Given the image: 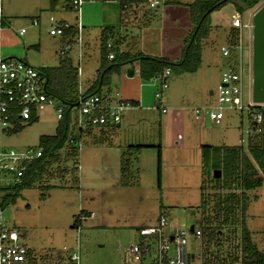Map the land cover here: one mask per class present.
<instances>
[{
    "label": "rangeland",
    "instance_id": "1",
    "mask_svg": "<svg viewBox=\"0 0 264 264\" xmlns=\"http://www.w3.org/2000/svg\"><path fill=\"white\" fill-rule=\"evenodd\" d=\"M49 1L0 0V14L10 21L0 26V56L18 59L25 56L37 68L56 67L65 63L69 56L71 61L68 62L81 67L82 74L78 79L86 85L85 91L92 89L93 81L99 80L96 87L99 86V73L107 68L104 82L98 87L99 94L138 101L140 105L133 104L121 113V126H108L104 133L83 132L75 143L78 147L77 160L68 158L65 161L61 158L58 163L59 168H63V165L71 168L77 163L76 174L69 172L59 176L56 172L55 176L46 175L36 187L22 190L14 202L6 198L7 203L0 205L1 225L16 228L21 234V242L35 253L51 249L56 255L66 257L76 252L79 264H123L125 250L138 239L137 226L156 225L163 212L173 224L193 225L201 229L202 218L213 215L215 202L229 193L230 188L221 187L222 184L216 188L213 186L215 168L212 165L202 168L199 144L240 145L248 153L246 143L247 137L253 133V121L246 111L225 107L221 122L213 125L205 116L201 117L202 114L196 120L190 109L216 104V93L209 94V90H216L221 72L232 68L231 57L237 60L239 69L242 68V74L247 79L251 59V19L264 0L246 9L240 16L241 23L250 27L239 29L238 47L228 57L222 54L220 47L228 46L227 35L233 21L232 5L229 2L211 12V23L220 26L210 27L208 35H211L201 45L203 53L200 52L198 67L201 69L188 73L175 68L166 80L167 88L161 104L185 106L188 109L183 122H171L175 123L172 126L167 125L170 123L168 117L155 106L154 93L160 87V79L153 77L148 80L138 74L128 76L127 71L132 69L131 62L121 63L123 57L120 55L126 50L135 54L149 50L146 47H152L155 52L165 48L160 16L162 5L159 9L149 8L145 2L144 6L138 7L136 15L132 10L124 15L116 1L103 0L83 5L79 22L84 26L85 46L79 61L77 43L67 53H61L65 37L49 34L53 24L49 21L50 16L75 25L76 13L61 8L62 0L55 8L51 7ZM142 18L150 19L151 32L156 34V38L150 35L143 37L146 26L141 24ZM33 19L38 21V25H31ZM20 28H25L23 35L18 33ZM104 28L113 30L112 40L114 48L117 47L113 59L102 54L100 33ZM119 37L122 42L118 43ZM134 41L137 42L135 45L132 44ZM201 77L206 78L205 84ZM246 95L249 98L248 92ZM56 114L53 106H47L45 110L36 112L32 119L15 120L8 128H1V149L22 153L38 148L40 137L55 134L60 123ZM76 115L75 107L70 110V125ZM177 140L178 144L175 143ZM129 144H145L146 147L137 149ZM60 153L62 157L64 149ZM123 153L124 157L130 158V174L126 177L130 184L128 187H122L120 183ZM54 166L52 170L56 169ZM75 175L78 179H75ZM258 177L262 181L261 186L245 192L247 206L244 221L251 241L264 253V173L259 172ZM14 184L9 181L8 174L0 172L1 188ZM40 185H49L50 188L41 191ZM232 191L239 193L236 188ZM41 192L45 193L44 199L40 197ZM0 193L3 195L5 190H0ZM202 201H205L204 205ZM80 213L82 216H79ZM79 217L81 221L78 227L73 228L75 219ZM240 218V209L235 211L233 220L226 224L212 218V228L217 231L212 241H207L201 235V238L189 236L187 242L192 243L196 251L203 244V250L209 247L217 255L231 258L240 252ZM164 232L167 234L168 229L165 228ZM170 252L174 255L173 249Z\"/></svg>",
    "mask_w": 264,
    "mask_h": 264
},
{
    "label": "built area",
    "instance_id": "2",
    "mask_svg": "<svg viewBox=\"0 0 264 264\" xmlns=\"http://www.w3.org/2000/svg\"><path fill=\"white\" fill-rule=\"evenodd\" d=\"M103 0H62L64 7L77 13V23L71 25L65 21H57L52 16L49 21L53 23L49 29L51 35H62L65 42L62 45L61 53L71 50L74 42L81 43V31L83 26L79 22L81 8L85 4ZM114 1V0H104ZM149 8H155L160 0H146ZM232 26L238 29L247 28L250 25L240 21V14L232 10ZM31 25H38L33 19ZM252 28V24H251ZM19 35L25 33V28H20ZM115 43L112 36L106 41L105 48L108 50L107 58L115 57L112 49ZM222 54L228 57L229 46L220 48ZM242 68L238 70H224L221 72L220 81L216 86V104L212 107H195L190 109L195 118L201 114L205 115L208 121L217 125L223 118L225 107L246 111L253 121V132L261 131L262 114L256 111L255 107L264 106L263 102H254L251 98V59L248 69V77L245 79ZM250 71V72H249ZM171 74L169 67H165L155 77L160 79V87L154 93L156 109L168 117L170 122H183L188 109L185 106H166L161 104L163 93L167 88L166 80ZM46 76L35 66L23 59L15 57L0 56V129L8 128L10 123L26 121L31 119L38 111L45 110L47 106H53L57 119L63 117V108L57 101L46 92ZM246 88V90H245ZM248 92L249 98L246 93ZM117 95V93H116ZM129 100L103 96L99 93L83 95L78 92L76 108L77 115L75 123L78 129L85 131L90 126L113 127L120 122L121 113L132 106ZM74 107V108H75ZM42 156L40 148L28 149L22 153H16L12 149H1L0 147V172L9 175V181L20 183L25 168L37 158ZM1 212V210H0ZM168 229L165 234L164 229ZM138 239L125 250L123 264H186L182 256L183 248L187 244L189 236L201 238V229L193 228L182 224L173 225L168 215L163 212L158 218V223L151 226H141L137 229ZM21 234L16 228L3 226L0 223V264H79V255L72 252L66 257L56 255L51 249L37 254L28 245L20 240ZM173 249L174 255L171 254Z\"/></svg>",
    "mask_w": 264,
    "mask_h": 264
},
{
    "label": "trees",
    "instance_id": "3",
    "mask_svg": "<svg viewBox=\"0 0 264 264\" xmlns=\"http://www.w3.org/2000/svg\"><path fill=\"white\" fill-rule=\"evenodd\" d=\"M123 9L125 15L133 7H138L145 4L146 0H114ZM260 0H195L187 6L190 12V21L192 28L188 35L184 38V46L181 57L177 61H171L165 57L148 55L142 52L130 53L129 51H122L120 55L123 57L121 63L137 61L139 63V75L145 79H152L157 73H160L165 67H169L171 72L178 68L180 72H195L200 65V52L203 40L207 37L210 30L211 12L218 10L227 3H231L234 10L242 15L246 9L254 7ZM53 3V0H51ZM110 31L103 29L100 36L101 50L103 57L108 54L105 48V43L109 39ZM228 46L230 47V54L236 50L239 43V29L231 26L227 35ZM117 48V47H116ZM113 48L112 51L117 49ZM229 54V56H230ZM232 70H237L238 62L235 58H230ZM67 60V59H66ZM103 60V59H102ZM65 61V60H64ZM67 60L65 63H60L56 67L38 68L47 78L46 92L51 95L59 106L63 108V117L56 128L55 134L51 136H42L39 139L38 148L42 150V156L34 159L24 171L20 183L1 188L5 193L0 197V205L4 206L7 200L12 202L20 194L23 189L34 188L41 181L42 177L46 175L55 176L59 174L62 176L71 172L76 174L77 166L75 163L71 168L63 165L59 168L58 163L61 158L65 161L69 158L72 161L77 160L78 147L75 145L83 132H88L93 128H105L101 126H90L85 131L77 128L75 121L70 125V110L76 106L78 95V79L77 67L73 66ZM119 64V63H118ZM102 67V66H101ZM113 68V65L109 66ZM101 68H99L100 71ZM106 69L103 68L99 73L101 82H104V75ZM92 93H99V88L93 87L91 90L82 92L83 95ZM132 104L138 105L136 101H130ZM262 114L261 131L253 132L247 137V151L240 145H208L202 144L200 146L202 168L212 165L215 169L221 170V177L214 179V187L219 184L221 187L230 188L229 193L222 195L221 200L214 204V213L212 216H205L201 221V233L206 240L212 241L216 235V230L212 228L211 220L215 219L220 224H226L233 220L235 211L240 209V252L234 254L229 258V261L223 260L217 264H264V253L257 249L250 238V232L247 229L244 221V213L246 210V195L245 192L256 187L261 186L262 181L258 177L259 172L264 173V106L255 107ZM33 118V115L31 119ZM114 127V126H113ZM134 148L140 149L146 145H134ZM158 189H160V164H161V147H158ZM64 149V154L61 157L60 150ZM56 165V171L52 170ZM130 158L123 157L121 159V185L128 186L126 177L130 174ZM55 168V166H54ZM57 172V173H56ZM57 176V175H56ZM224 176V179H221ZM75 179H78L76 175ZM41 191H46L50 188L49 185H40ZM233 188L239 190V193L232 191ZM41 198H45V193L41 192ZM7 198V200H6ZM203 205L205 201H202ZM81 216V213L80 215ZM213 218V219H212ZM80 221L75 219L73 228H77Z\"/></svg>",
    "mask_w": 264,
    "mask_h": 264
},
{
    "label": "crops",
    "instance_id": "4",
    "mask_svg": "<svg viewBox=\"0 0 264 264\" xmlns=\"http://www.w3.org/2000/svg\"><path fill=\"white\" fill-rule=\"evenodd\" d=\"M191 1L192 0H160V3L157 6V8L159 9V7L162 5L160 16H161V20L163 21L164 31H163L162 36L165 37V48L162 51L155 52L152 49V47L151 48L146 47V49H149V50L144 49L145 52H143V53L148 54V55H153V56L165 57L171 61H177L181 57L182 49H183V40L188 35V33L192 27V24L190 21L189 8L187 6ZM49 3L51 4L52 8H55L58 5L59 0H53V3H51V0H50ZM144 5L145 4H143L142 6H144ZM140 6H138V7H140ZM138 7H133L132 13L134 15H136V11L138 10ZM231 7L234 10L233 6H231ZM61 8H65L68 10V8L63 6V4L61 5ZM211 15H212V13H211ZM4 16L8 17L7 14H5ZM76 17H78L77 13L75 15V19H77ZM134 18H137V17L134 16ZM62 21H64V20H62ZM9 22L10 21L3 18V15L1 13L0 14V26L7 24ZM140 22H141V24H145V26H146L145 27L146 32L144 33L143 37L146 38L150 35V36H152V37L154 36L156 38V34H153L151 32V30H153V29H151V27H150V24H151L150 19H143V21L140 20ZM217 24L214 22L211 23V20H210L211 29L213 28V26H215V27L220 26V24H218V25ZM148 26H149V28H148ZM230 26H231V24H230ZM104 29H106L107 31H110V33H109L110 37L113 35L112 29H111L112 31L110 30V28L109 29L104 28ZM83 32H84V26H83V29L81 31L82 41L79 44L77 43L79 45V53H78L79 61L83 57V47L85 46L84 39H83ZM210 35H211V33H210ZM210 35H208L206 38H208ZM100 36H101V33H100ZM170 36H174V38H171ZM119 38L120 39H118V41H117L118 43L120 41L122 42L121 37H119ZM206 38L203 40V45L206 43ZM136 43L137 42L134 41V43H132V44L135 45ZM74 44H75V42H74ZM222 46L223 45H221V47ZM126 51L130 52V50H126ZM202 53H203V49H201V54ZM67 58H68L67 60L71 61V58L69 56ZM106 58H107V55H106ZM23 60H25L29 63L28 59L25 56H24ZM201 62H202V60H201ZM131 65H132V69H133V76L135 74L139 75V63L137 61H132ZM200 69L201 68H198V70H200ZM196 72H194V73H196ZM80 74H82V71H81L80 65H78L77 66V79H78V76ZM98 81L99 80L93 81L94 85L92 86V88L95 87L97 89L101 85V79H100L99 86L96 87V84H98ZM201 81L205 84L206 78L201 77ZM83 84L84 83L80 82V80L78 79V90H79L78 92H84L85 91L86 85H83ZM84 86H85V88H84ZM210 91H212V93H213V90L210 89L209 94H210ZM138 105H140V102H138ZM202 116H205V115L202 114L201 117ZM195 119L198 120V118H195ZM173 124H175V123H171V122L167 123V125H169V126H172ZM121 125H122V119L118 123V126H121ZM106 128H108V126H106L105 128H93L92 130H89L88 133H92L94 131L104 133L106 131ZM175 143L178 144L179 140H177ZM129 145L134 146L133 144H129ZM129 145H127V146H129ZM138 145H145V144H138ZM201 145L202 144H199V147ZM122 187H128V186H122ZM26 189H29V188H26ZM0 190H1V187H0ZM1 195L2 194L0 193V197H1ZM81 216H82V213H81ZM79 221H81V217H79ZM145 225H148V224H140L137 227H141V226H145ZM173 225H178V224H173ZM191 237H193V236H191ZM201 243H202V241H201ZM195 249L196 248L193 247V244L189 243V242H187V244L184 246L182 256L185 259L186 264H217V263H221L225 259H226V261H229V257H223L222 255H217L215 252H212V249H210L209 247H208V249L203 250V244L200 246L199 251H196ZM204 249H205V247H204ZM45 250H47V249H45ZM123 260H124V257H123ZM236 264H239V263H236Z\"/></svg>",
    "mask_w": 264,
    "mask_h": 264
},
{
    "label": "water",
    "instance_id": "5",
    "mask_svg": "<svg viewBox=\"0 0 264 264\" xmlns=\"http://www.w3.org/2000/svg\"><path fill=\"white\" fill-rule=\"evenodd\" d=\"M251 24V98L254 102L264 103V3L253 13ZM127 75L133 76V69H129ZM220 177L221 170L214 169L213 178ZM193 228L190 225V231Z\"/></svg>",
    "mask_w": 264,
    "mask_h": 264
}]
</instances>
